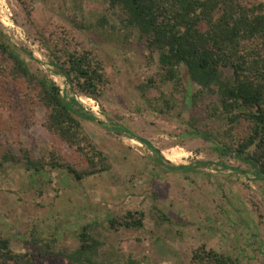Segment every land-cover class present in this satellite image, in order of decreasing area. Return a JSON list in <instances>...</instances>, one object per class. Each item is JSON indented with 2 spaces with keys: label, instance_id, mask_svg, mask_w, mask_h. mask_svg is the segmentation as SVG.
Segmentation results:
<instances>
[{
  "label": "rangeland",
  "instance_id": "rangeland-1",
  "mask_svg": "<svg viewBox=\"0 0 264 264\" xmlns=\"http://www.w3.org/2000/svg\"><path fill=\"white\" fill-rule=\"evenodd\" d=\"M1 33L33 72L52 78L63 95L75 96L98 119H82L83 127L112 166L79 182L64 169L34 172L23 162L5 163L0 230L15 251L34 250L37 264H68L39 255L24 239L36 229L70 252L79 246V228L98 221L106 239L98 264H127L130 257L142 264H190L202 244L239 264H264V178L245 159L217 148L229 142L217 134L225 124L195 125L209 127L212 138L194 133L192 95L198 86L185 68V92L162 84L157 54L150 59L137 31L123 26L108 0H0ZM67 41L103 62L110 83L100 101L73 93L58 72L52 52ZM151 77L156 81L150 83ZM206 102L199 107L203 115ZM46 114L26 86L0 69V153L9 147L20 154L24 146L41 158L55 150L80 166L74 148L45 127ZM130 210L145 213L144 228H109L111 216Z\"/></svg>",
  "mask_w": 264,
  "mask_h": 264
},
{
  "label": "trees",
  "instance_id": "trees-1",
  "mask_svg": "<svg viewBox=\"0 0 264 264\" xmlns=\"http://www.w3.org/2000/svg\"><path fill=\"white\" fill-rule=\"evenodd\" d=\"M108 9L124 27L137 31L139 44L149 51L150 59L157 54V76L162 84L172 83L174 92H185L182 70H187L190 80L198 86L192 95L190 124L194 133L212 138L209 127L200 130L195 125L225 124L223 132L217 134L229 142H219L217 148L245 159L264 178V3L260 0H108ZM52 55L58 72L65 76L73 93L101 100L110 80L103 62L93 51L67 41ZM0 69L35 95L38 105L47 110L45 127L74 148L83 160L78 166L55 150L35 158L24 146L20 154L6 147L0 153V172L5 163L18 161L28 171L40 172L47 167L64 169L81 182L112 167L108 155L83 127L82 119H98L86 113L75 96L69 99L63 95L52 78L33 72L17 46L2 33ZM149 80L153 83L156 78ZM205 101L207 115L199 111ZM170 108L168 105L167 110ZM139 140L149 144L143 138ZM183 166L169 165L168 169ZM145 216L143 211L130 210L111 216L108 225L112 230L123 227L140 230L145 226ZM30 233L31 239H24L25 244L39 255L63 259L68 264H98L106 245L98 221L79 228V246L70 252L58 249L55 237L39 236L36 229ZM0 264H37L35 251H15L11 238L0 230ZM127 264L142 262L130 257ZM190 264L239 262L202 244L193 249Z\"/></svg>",
  "mask_w": 264,
  "mask_h": 264
}]
</instances>
